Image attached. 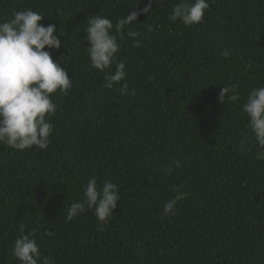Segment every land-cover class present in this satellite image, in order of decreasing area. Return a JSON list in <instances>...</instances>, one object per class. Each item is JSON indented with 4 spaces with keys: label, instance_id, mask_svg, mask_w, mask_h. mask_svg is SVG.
<instances>
[{
    "label": "trees",
    "instance_id": "obj_1",
    "mask_svg": "<svg viewBox=\"0 0 264 264\" xmlns=\"http://www.w3.org/2000/svg\"><path fill=\"white\" fill-rule=\"evenodd\" d=\"M180 2L0 0V22L32 9L57 26L61 48L50 51L73 79L67 95H52L47 149L0 143V264H20L21 225L54 264H264V160L242 111L264 86V0H208L192 27L169 19ZM130 10L137 20L116 32ZM93 15L112 20L135 97L104 87L91 67L84 30ZM227 85L239 101L219 100ZM93 177L119 188L107 226L92 210L65 218ZM177 188L187 196L165 216Z\"/></svg>",
    "mask_w": 264,
    "mask_h": 264
},
{
    "label": "clouds",
    "instance_id": "obj_2",
    "mask_svg": "<svg viewBox=\"0 0 264 264\" xmlns=\"http://www.w3.org/2000/svg\"><path fill=\"white\" fill-rule=\"evenodd\" d=\"M209 7L208 0H181L174 6L169 19L192 27L202 22ZM150 8L151 3L142 11L148 12ZM139 14L136 10H130L115 24L116 32L122 34L126 26L137 20ZM44 18L40 12L26 9L14 11L8 21L0 22V143L16 150L33 146L41 150L48 148L54 131L49 118L57 110L52 95L57 92L67 95L73 87V79L69 77L65 66L55 61L50 51L61 48V39L56 35L59 30L55 24L45 26L41 23ZM113 28V22L107 16L93 15L88 19L84 31L87 33V53L91 67L104 73V87L111 90L115 85H121L116 89L121 95L135 97V88L130 90L129 84L124 82L126 65L124 61L117 60L120 44L117 35L113 34ZM127 35L135 39L139 33L129 29ZM140 44V40H135V47ZM223 55L227 58L228 51L225 50ZM226 97L231 102L240 100L236 85L221 89L219 100L224 102ZM242 111L249 118L248 128L257 144L256 159L264 160V86L251 89ZM241 147H244V141H241ZM171 165L176 168L182 166L179 159L172 160ZM171 165L165 169L169 174L174 170ZM175 191L177 195L164 206L165 216H174L178 201L187 196L179 188ZM120 199L116 183L104 181L98 185L95 177L90 178L83 199L71 203L65 218L71 221L92 210L100 224L107 226ZM20 231L22 235L15 240L13 247V255L20 264H54L49 257H42L32 233L24 234L23 225Z\"/></svg>",
    "mask_w": 264,
    "mask_h": 264
}]
</instances>
